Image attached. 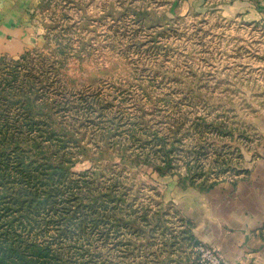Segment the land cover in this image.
I'll use <instances>...</instances> for the list:
<instances>
[{"label":"rangeland","instance_id":"1","mask_svg":"<svg viewBox=\"0 0 264 264\" xmlns=\"http://www.w3.org/2000/svg\"><path fill=\"white\" fill-rule=\"evenodd\" d=\"M3 16L28 48L0 56V264L211 263L190 201L264 155V0Z\"/></svg>","mask_w":264,"mask_h":264},{"label":"crops","instance_id":"2","mask_svg":"<svg viewBox=\"0 0 264 264\" xmlns=\"http://www.w3.org/2000/svg\"><path fill=\"white\" fill-rule=\"evenodd\" d=\"M2 18V19H1ZM0 22V56L28 48L22 25ZM197 236L213 246L225 264H264V155L244 178L223 183L190 201Z\"/></svg>","mask_w":264,"mask_h":264},{"label":"built area","instance_id":"3","mask_svg":"<svg viewBox=\"0 0 264 264\" xmlns=\"http://www.w3.org/2000/svg\"><path fill=\"white\" fill-rule=\"evenodd\" d=\"M197 250H199L204 257L210 259L211 263L209 264H225L223 258L214 247L199 246Z\"/></svg>","mask_w":264,"mask_h":264},{"label":"trees","instance_id":"4","mask_svg":"<svg viewBox=\"0 0 264 264\" xmlns=\"http://www.w3.org/2000/svg\"><path fill=\"white\" fill-rule=\"evenodd\" d=\"M196 249V248H195ZM29 264H49L44 259L29 257Z\"/></svg>","mask_w":264,"mask_h":264}]
</instances>
